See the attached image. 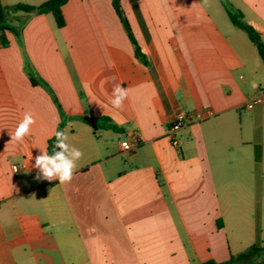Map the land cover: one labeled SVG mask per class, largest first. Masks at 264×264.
<instances>
[{
    "label": "crops",
    "instance_id": "crops-1",
    "mask_svg": "<svg viewBox=\"0 0 264 264\" xmlns=\"http://www.w3.org/2000/svg\"><path fill=\"white\" fill-rule=\"evenodd\" d=\"M120 4L141 57L112 0H68L62 28L50 13L7 16L14 31L0 45V264L224 263L264 246V103L247 108L264 85V62L240 52L245 32L227 13L240 12L264 46V0ZM28 73L49 85L61 113ZM115 84L128 92L120 109L110 102ZM25 112L35 123L11 141ZM101 116L118 130L81 119ZM62 122L83 156L70 182L38 180L35 157ZM135 137L138 148L122 152Z\"/></svg>",
    "mask_w": 264,
    "mask_h": 264
},
{
    "label": "trees",
    "instance_id": "trees-1",
    "mask_svg": "<svg viewBox=\"0 0 264 264\" xmlns=\"http://www.w3.org/2000/svg\"><path fill=\"white\" fill-rule=\"evenodd\" d=\"M67 2L68 0H47L38 6H32V5H28L24 3H17L12 6H4L0 0V45L2 47H7L8 40L6 38L5 33L7 31L8 32L14 31V29L10 27L7 23V16L9 13H17V12H22L25 14H29V13L48 14L50 13L53 16L57 27L62 28L65 25V19L62 13V7ZM112 4L132 45L134 46L135 55L138 57L143 56L134 38V35L132 33L128 19L121 7L120 0H112ZM227 13L233 25L237 27L238 29L243 30L248 35L250 41L255 45L259 56L264 62V46L260 40L259 34L251 26H249L247 23H245L242 20V15L240 12H236V11H233L232 9L227 8ZM28 76L33 85H41L42 87L46 89V91L50 94L52 100L54 101L55 105L58 107L61 113V107L58 103V100L53 90L49 87V85L40 78L36 79L31 73H28ZM81 119L87 122H91L94 130H97L98 128L118 130V128L110 122L109 118L104 117V116L90 117V118L81 117ZM63 125H64L63 122L60 123L57 131H63L62 130ZM55 142H56L55 135L52 138H50L47 142V152L50 155L53 153L54 150H58V149H55ZM256 156L257 157L259 156L258 147H256ZM262 252H264V246L259 247L256 245H252L248 249H246L245 251L237 255H231L227 262L216 263L214 261H207L203 264H264V258L257 263H252L253 258Z\"/></svg>",
    "mask_w": 264,
    "mask_h": 264
},
{
    "label": "clouds",
    "instance_id": "clouds-1",
    "mask_svg": "<svg viewBox=\"0 0 264 264\" xmlns=\"http://www.w3.org/2000/svg\"><path fill=\"white\" fill-rule=\"evenodd\" d=\"M111 104L114 108L120 109L124 101L127 99L128 92L121 84H115L111 91ZM35 123V119L31 112H25L23 119L15 128L13 133H9L11 141L22 142L29 134L31 126ZM56 142L55 149L50 155L47 151L35 157L33 167L38 169L36 179H44L48 181L58 180L60 184L68 183L73 178L76 170V162L81 159L83 153L78 148L68 143L67 131L54 132ZM126 147V145H125Z\"/></svg>",
    "mask_w": 264,
    "mask_h": 264
},
{
    "label": "built area",
    "instance_id": "built-area-1",
    "mask_svg": "<svg viewBox=\"0 0 264 264\" xmlns=\"http://www.w3.org/2000/svg\"><path fill=\"white\" fill-rule=\"evenodd\" d=\"M260 103H264V91L263 90L257 91L254 98H252L250 102L247 104V108L250 109L255 104H260ZM180 126H181V119L175 120L174 122H172L170 129H169L170 134H173L175 131H177L180 128ZM172 144L177 147V146H180L181 141L172 137ZM120 148L122 152H134L138 148V139L135 137L132 140L130 139L124 140L120 143ZM13 170L16 171L17 166H13Z\"/></svg>",
    "mask_w": 264,
    "mask_h": 264
},
{
    "label": "rangeland",
    "instance_id": "rangeland-1",
    "mask_svg": "<svg viewBox=\"0 0 264 264\" xmlns=\"http://www.w3.org/2000/svg\"><path fill=\"white\" fill-rule=\"evenodd\" d=\"M13 1H16V2H13L14 5L17 4V3H24V2H21L20 0H13ZM232 10L238 12L235 9H232ZM238 32H239L238 34H240L241 38H243L244 45H245L244 50H241L240 52H258L257 48L255 47V45L251 41H249L247 35L245 33L241 32V31H238ZM242 74L245 75V79L250 78L246 73H242ZM248 80L250 81L251 79H248ZM259 90H263L264 91V85L259 86L257 91H259ZM263 258H264V252L260 253L256 257H254L252 263H257V262L261 261Z\"/></svg>",
    "mask_w": 264,
    "mask_h": 264
}]
</instances>
